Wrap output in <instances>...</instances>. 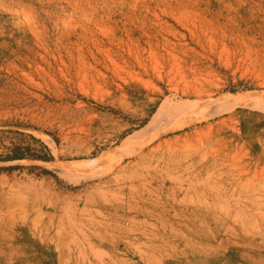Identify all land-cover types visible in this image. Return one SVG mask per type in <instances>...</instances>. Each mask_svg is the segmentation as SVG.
I'll list each match as a JSON object with an SVG mask.
<instances>
[{
    "label": "rangeland",
    "instance_id": "rangeland-1",
    "mask_svg": "<svg viewBox=\"0 0 264 264\" xmlns=\"http://www.w3.org/2000/svg\"><path fill=\"white\" fill-rule=\"evenodd\" d=\"M18 144L0 264H264V0H0Z\"/></svg>",
    "mask_w": 264,
    "mask_h": 264
},
{
    "label": "trees",
    "instance_id": "trees-1",
    "mask_svg": "<svg viewBox=\"0 0 264 264\" xmlns=\"http://www.w3.org/2000/svg\"><path fill=\"white\" fill-rule=\"evenodd\" d=\"M35 141H38L34 138ZM44 149H47L45 145H43ZM27 157H31L34 159H42L45 161L52 160V156L49 154V152H46L44 154L38 153L31 145L23 146L22 144H18L12 147L11 151L7 153L5 156L0 157V160L2 161H14V160H22ZM17 166H9L7 169H13ZM1 169V168H0Z\"/></svg>",
    "mask_w": 264,
    "mask_h": 264
},
{
    "label": "bare ground",
    "instance_id": "bare-ground-1",
    "mask_svg": "<svg viewBox=\"0 0 264 264\" xmlns=\"http://www.w3.org/2000/svg\"><path fill=\"white\" fill-rule=\"evenodd\" d=\"M172 129V128H171ZM160 133V132H159ZM158 136V135H157ZM142 143V142H141ZM145 143V142H144ZM143 146V145H142ZM132 149V148H131ZM134 149V148H133ZM154 150V149H153ZM138 151V150H137ZM135 152H136V150H135ZM145 152V151H144ZM134 153V152H133ZM132 153V154H133ZM137 154H138V152H137ZM134 155V154H133ZM138 156V155H137ZM135 157V156H134ZM140 157V156H139ZM163 184V183H162ZM164 185V184H163ZM160 186V185H159ZM151 189H152V187H151ZM149 192V191H148ZM153 192V191H152ZM155 192V191H154ZM154 197V196H153ZM140 199V198H139ZM139 199H137V200H139ZM161 201V200H160ZM153 202V201H152ZM159 203V202H158ZM133 209V208H132ZM147 210V209H146ZM148 211V210H147ZM176 214V213H175ZM177 215V214H176ZM191 216V215H190ZM176 217H178V216H176ZM183 217V216H182ZM181 217V218H182ZM171 223V222H170ZM183 224V223H182ZM165 226V225H164ZM173 226V225H172ZM189 226V225H188ZM174 228V227H173ZM176 230V229H175ZM190 230V229H189ZM121 237V236H120ZM126 240V239H125ZM99 249V248H98ZM100 250V249H99ZM103 250V249H102ZM165 250H167V249H165ZM101 252H103V251H101Z\"/></svg>",
    "mask_w": 264,
    "mask_h": 264
}]
</instances>
